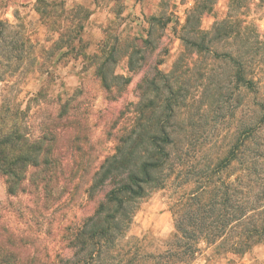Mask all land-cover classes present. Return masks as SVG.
<instances>
[{"label":"rangeland","instance_id":"rangeland-1","mask_svg":"<svg viewBox=\"0 0 264 264\" xmlns=\"http://www.w3.org/2000/svg\"><path fill=\"white\" fill-rule=\"evenodd\" d=\"M43 1L0 0V127L30 134V126H44L50 112L58 115L61 105L74 98L71 104L78 106V127L83 132L77 144L83 149L70 151L74 128L69 127L59 153L65 166L76 158L96 168L115 153V138L132 126L130 118L140 100L147 112L155 109L166 115L172 108L174 116L164 117L162 124L174 132V168L159 172L160 185L148 187L137 200L130 222L110 250L109 264H127L129 259L157 264L156 258L166 254L175 232L174 200L197 191L207 180H226L227 173L222 177L211 173L231 145L252 133L254 145L263 142L264 70L257 78L259 89L250 91L237 82L233 62L221 57L229 45L222 43L201 53L182 42L179 36L195 0ZM228 3L215 0L214 11L202 16L201 28L210 30L223 19ZM246 4L242 17L264 42V3L249 0ZM69 35L74 48L61 46L60 39ZM136 50L130 68V54ZM99 51L103 56L112 54L107 68L111 93L95 74L101 59L93 55ZM113 75L131 81L125 85ZM44 84L48 94L41 108L46 112L39 113L34 99ZM235 167L239 168L238 162ZM237 174L235 170L230 180ZM91 176L92 171L87 176L78 173L70 182L69 177L36 202L32 194L9 198L0 175V258L16 248L11 234L24 230L30 234V252L39 253L41 264H67L73 254L69 242L74 230L103 197L102 192L94 196L87 192ZM200 247L189 261L175 264H264V244L243 256L217 254L205 243Z\"/></svg>","mask_w":264,"mask_h":264},{"label":"trees","instance_id":"trees-1","mask_svg":"<svg viewBox=\"0 0 264 264\" xmlns=\"http://www.w3.org/2000/svg\"><path fill=\"white\" fill-rule=\"evenodd\" d=\"M195 1L183 34L179 36L182 42L201 53L211 52L222 43L229 45L230 49H226L221 57L233 62L237 82L250 91L259 89L257 78L264 70V42L254 32L252 23L242 17L249 0H229L225 17L216 20L207 31L201 28L200 21L204 14L214 11L215 0ZM83 29L84 25H81L79 31ZM2 34L3 31L0 40H3ZM67 37V40L60 39L61 46L65 44L74 48L71 36ZM100 53L93 55L101 59L95 74L111 93L113 83L108 79L107 68L112 62V54L104 52L103 56ZM135 53L137 50L130 54V68ZM6 64L8 68L12 67L9 58ZM113 79L122 80L125 85L131 81L130 77L119 75H113ZM152 84L156 85L155 81ZM46 94L47 85L44 84L34 99L38 100L39 113L46 112L41 108ZM71 100L61 105L58 115L50 112L44 126H30V134L0 127V175L5 179L9 198L32 194L35 201L40 202L47 193L62 186L63 180L67 182L71 177L70 182L78 173L87 176L92 171L87 192L92 196L102 192L103 197L97 202L94 212L74 230L69 242L73 254L66 262L109 264L110 250L130 222L137 200L145 196L148 187L160 185L159 175L163 170L174 168L171 151L175 143L174 132L171 126L162 124L164 117L171 119L174 113L172 108L166 115L155 109L147 112L140 107V100L138 110L130 118L132 126L115 138L114 154L106 157L96 168L92 163L89 165L87 161L83 163L76 158L72 165L65 166L59 150L67 128H74L70 151L75 154V149H83L77 144L83 133L79 128L81 118L77 117V104H71ZM151 101L153 105L155 100ZM252 134L231 145L226 156L213 166L211 174L222 177L227 173L226 180L201 181L197 191L185 192L174 200L171 210L175 232L166 254L156 258L157 264L189 261L201 249L202 243L217 254L228 252L238 256L264 244V140L255 146L251 142ZM83 136L88 140L86 135ZM87 152L88 149L83 150V154ZM235 162L239 164L237 169ZM235 170L238 174L230 180ZM3 229L7 231L5 226ZM11 236L16 248L7 250L5 257L0 258V264H41L39 253L30 252V234L17 230ZM137 261L126 260L127 264H136Z\"/></svg>","mask_w":264,"mask_h":264}]
</instances>
